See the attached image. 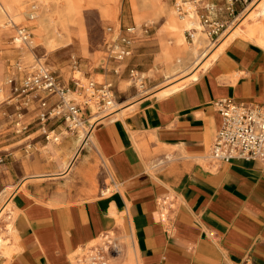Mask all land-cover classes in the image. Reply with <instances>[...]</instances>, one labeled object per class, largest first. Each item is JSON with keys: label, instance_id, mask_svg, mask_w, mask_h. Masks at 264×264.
Segmentation results:
<instances>
[{"label": "crops", "instance_id": "crops-1", "mask_svg": "<svg viewBox=\"0 0 264 264\" xmlns=\"http://www.w3.org/2000/svg\"><path fill=\"white\" fill-rule=\"evenodd\" d=\"M246 2L198 0V7L212 21L228 23ZM156 16L147 15L146 22ZM171 19L170 14L158 32L161 42L165 32L171 35L163 45L166 79L197 58L175 39ZM245 26L228 35L229 41L189 83L167 95L157 90L158 96L121 104L124 109L95 123L89 136L84 128L69 132L54 147V159L40 153L37 166L6 163L1 188H15L9 198L13 250L0 264H73L80 249L108 231L131 239L136 264H264V163H216L207 156L223 120L215 102L264 99V43L257 38L259 27ZM204 43L201 38L200 49ZM57 65L60 72L53 71L71 87L70 66ZM122 66L81 67L87 76L121 87ZM41 98L47 108L41 107ZM12 101L16 110L17 101ZM56 102L55 96L38 93L23 113V127L35 136L36 146L44 145V135L49 139L51 132L69 131L59 118L40 117ZM82 118L91 126L86 112ZM123 243V255L114 264L123 262L128 247Z\"/></svg>", "mask_w": 264, "mask_h": 264}, {"label": "rangeland", "instance_id": "rangeland-1", "mask_svg": "<svg viewBox=\"0 0 264 264\" xmlns=\"http://www.w3.org/2000/svg\"><path fill=\"white\" fill-rule=\"evenodd\" d=\"M8 1L15 7L13 12L19 18L15 19V25L8 23L10 18L7 14H2L0 17V157H4V161L0 163V209L6 206V203L8 204L10 194L15 190L13 186L1 188L2 180L7 174L6 163L15 161L14 163L18 165L30 163L31 166H37L40 161V153L47 155L49 159H54V147L60 145L64 136L71 132L65 130L61 135L51 132L49 139L44 135L46 140L42 143L45 145L49 142V145L43 147L44 145L36 146L35 136H30V131L22 128L27 123V118L24 116L25 113L19 116L15 110L10 88L6 83L7 78L15 72L17 61L31 63L37 54L43 57L51 70L56 71L58 69L57 73L61 69L57 63L67 64L70 66L67 79L72 83L71 87L74 85V79H77L82 85H87L89 81L110 82L113 85L117 109L123 105L132 104V102L143 97L156 95L155 92L158 89L174 82L186 79L183 83L187 84L188 81H192L189 76L195 71L197 72L198 68L200 69L205 63H208L211 57L217 55L219 46L229 41H226L228 35L240 25L246 27L245 24H253L258 18L259 23L264 26V0H247L242 6V11L229 21L228 27L220 35L214 37L209 36L201 24L197 16V5L192 8L188 16L180 17L175 11V0ZM106 10H111L113 16L108 15ZM34 11L39 12L38 17L29 18L27 13ZM137 11L143 15L138 16ZM153 13L157 15L156 19L151 18L146 22L147 15ZM170 14L172 17L170 27L174 31L175 39L178 41L179 34H183L182 46L193 51L197 44L196 37L205 38V43L198 53H194L197 58L191 67L166 79L164 70L167 58L164 54L163 45L169 44L171 35L168 31L165 32L162 35L165 42H161L158 32L165 27L167 16ZM255 14H258V17L253 18ZM139 25H141L140 29H138ZM6 26L11 29V33H5L4 28ZM18 27H27L31 32L29 46L15 41ZM130 27L135 29L129 31ZM190 27L192 36L187 31ZM241 35L257 41L256 38L246 34ZM123 37H131L132 43L129 47L131 53L120 56L118 52L122 53L125 45L122 42ZM85 63L125 64L126 66H122L126 67L125 77L121 80L123 86L119 87L114 81H106L102 77L87 76L81 67ZM132 68L134 72L131 71ZM204 69H200L199 73ZM187 78L189 79L187 80ZM70 97H74L76 101L82 99L78 92L71 94ZM83 107L85 106L83 105ZM95 110H97L96 106ZM13 114L16 115V118L12 121L11 116ZM86 114L90 117L89 111ZM101 114H98L99 117ZM90 121L95 122L92 116ZM83 128L88 131L90 126L83 124L78 129ZM10 142H14V144L4 146ZM10 157H13V160ZM11 226L12 212L11 205H8L0 215V235H3L7 241L4 247H0V260L2 256H8L13 250L11 247ZM122 241L127 242L129 250L124 255L122 264H136L131 239L122 237ZM114 261L112 264L115 263Z\"/></svg>", "mask_w": 264, "mask_h": 264}, {"label": "built area", "instance_id": "built-area-1", "mask_svg": "<svg viewBox=\"0 0 264 264\" xmlns=\"http://www.w3.org/2000/svg\"><path fill=\"white\" fill-rule=\"evenodd\" d=\"M195 5L198 7V0H175L174 3L175 11L180 17L188 16ZM197 16L211 37L220 35L228 27L229 22L212 21L209 17L200 14L199 7ZM134 29L130 27L128 30ZM187 31L192 36L191 27ZM30 39L31 32L27 27L17 28L16 42L26 45ZM122 42L125 43L124 49L118 54L120 56L130 54L131 37H123ZM15 68V72L7 78L6 83L10 88L12 100L17 101L16 111L19 116L23 115L30 100L38 93H46L57 99L50 110L40 114L41 119L59 118L67 123L69 131H75L84 124L86 119H83L82 115L87 111L90 117L93 116L94 111L97 114L102 113L95 122L91 123L90 128L99 122V119L115 112L116 98L110 82L89 81L87 85H82L74 79L73 87H69L60 81L43 57L37 54L31 63L17 61ZM77 92L82 98L81 101L70 97ZM215 104L223 120L208 148L207 156L216 163L229 162L233 159L259 160L264 163V99L259 102L243 103L228 97L216 101ZM40 105L47 108V100L41 98ZM3 161L4 157H0V163ZM123 246L121 235L114 231L105 232L93 243L80 249L75 255L73 264H112V261L122 254Z\"/></svg>", "mask_w": 264, "mask_h": 264}, {"label": "bare ground", "instance_id": "bare-ground-1", "mask_svg": "<svg viewBox=\"0 0 264 264\" xmlns=\"http://www.w3.org/2000/svg\"><path fill=\"white\" fill-rule=\"evenodd\" d=\"M15 10V7H13V4L12 3H10V1H8V0H0V17L2 16V14H7L8 16H9V20H8V23L9 24H11V23H13V24H15L16 25V20L19 18L17 15L15 16V14H14V11ZM263 12H264V10H263ZM13 13V14H12ZM38 15H39V12L38 11H34V12H28L27 13V16L29 17V18H37L38 17ZM255 16L256 17H258V14H255L254 16H253V18H255ZM259 16H261V15H259ZM16 19V20H15ZM254 24V26L255 27H259L256 31H257V38L262 42V43H264V26H262L260 23H259V21H258V18L257 19H255V22L253 23ZM178 25H180L179 23H178ZM247 25V24H246ZM239 28V27H238ZM5 30V33H7V34H9V33H11V29L10 28H7V26L4 28ZM236 30V29H235ZM234 30V31H235ZM240 30V29H239ZM242 30V29H241ZM233 31V32H234ZM251 32V31H250ZM236 33V32H235ZM239 33V32H238ZM200 34V33H199ZM252 34V33H251ZM237 35V34H236ZM198 36V35H197ZM255 38V37H254ZM196 39V45L194 46V48H193V51H194V53H198L199 52V49H200V43H201V39H200V37H196L195 38ZM178 41L180 42V43H182V41H183V34L182 33H180L179 34V38H178ZM259 41V42H260ZM30 42V41H29ZM23 45V44H22ZM26 45H28L29 46V43H27ZM199 56V55H198ZM215 57V56H214ZM211 60V59H210ZM209 60V61H210ZM213 60V59H212ZM211 60V61H212ZM208 65V63H205L203 66H202V68H205L206 66ZM200 67V66H199ZM199 69V68H198ZM170 74V73H169ZM168 74V75H169ZM196 71H195V73L193 74V75H190L189 76V78L191 79V78H194V77H196ZM189 78H187V80L189 79ZM184 81H186V79H184V80H180V81H177V82H174V83H172V84H169V85H166V86H164V87H162V88H160V89H158V91H157V93L159 94V95H167L166 93H171V91L172 90H175V89H177V88H179V87H182V85L184 84L183 82ZM186 84V83H185ZM184 84V85H185ZM115 106H116V104H115ZM126 108V107H125ZM118 110H119V112L121 111V110H123L124 109V107H119V108H117ZM117 109L115 108V112L117 111ZM95 113L93 114V119H94V121L99 117V115L96 113V111H94ZM114 112V113H115ZM122 113V112H121ZM113 114V113H112ZM111 114V115H112ZM98 115V116H97ZM91 129V128H90ZM88 130L87 131V135L90 133V131L91 130ZM89 136V135H88ZM84 140V139H83ZM87 140V139H86ZM11 204V200L9 199V201H8V204L6 203V206H4V207H2L1 209H0V215L4 212V210L7 208V206L8 205H10ZM11 230H12V227H11ZM5 244H7V241H6V239L5 238H3V235L1 236L0 235V247H4L5 246ZM124 251V250H123ZM126 252H128V247H127V250H126ZM126 254V253H125ZM124 254V255H125ZM123 255V254H122ZM121 257V256H120ZM116 259V258H115ZM119 260V259H118Z\"/></svg>", "mask_w": 264, "mask_h": 264}]
</instances>
